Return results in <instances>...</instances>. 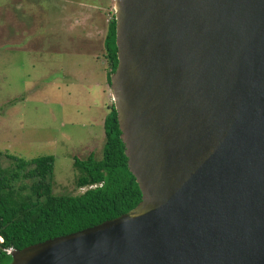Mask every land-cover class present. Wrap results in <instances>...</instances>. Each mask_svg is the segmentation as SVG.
<instances>
[{
	"label": "water",
	"instance_id": "95a60500",
	"mask_svg": "<svg viewBox=\"0 0 264 264\" xmlns=\"http://www.w3.org/2000/svg\"><path fill=\"white\" fill-rule=\"evenodd\" d=\"M130 212L10 264H264V0H115Z\"/></svg>",
	"mask_w": 264,
	"mask_h": 264
},
{
	"label": "rangeland",
	"instance_id": "374dc122",
	"mask_svg": "<svg viewBox=\"0 0 264 264\" xmlns=\"http://www.w3.org/2000/svg\"><path fill=\"white\" fill-rule=\"evenodd\" d=\"M47 1L36 15L22 0H0V166L12 168L9 155L51 156L53 195L76 196L86 188L76 187L74 159L103 157L113 104L104 38L115 0H95L100 10L83 18L75 10L85 0H58L55 10Z\"/></svg>",
	"mask_w": 264,
	"mask_h": 264
},
{
	"label": "trees",
	"instance_id": "16d2710c",
	"mask_svg": "<svg viewBox=\"0 0 264 264\" xmlns=\"http://www.w3.org/2000/svg\"><path fill=\"white\" fill-rule=\"evenodd\" d=\"M104 49L110 86V76L117 67L113 12ZM116 115L112 104L103 121L102 159L90 154L85 160L73 161L79 173L76 187L86 188L82 194L53 195L51 156L23 160L9 155L12 168L7 172L0 166V264L11 262L6 250L20 251L94 227L130 212L140 203L141 192L127 167Z\"/></svg>",
	"mask_w": 264,
	"mask_h": 264
},
{
	"label": "crops",
	"instance_id": "0c3cea01",
	"mask_svg": "<svg viewBox=\"0 0 264 264\" xmlns=\"http://www.w3.org/2000/svg\"><path fill=\"white\" fill-rule=\"evenodd\" d=\"M28 1H30V3H28ZM52 1H54L55 3L52 2L53 3V5H52L53 8L51 10H55V9H57V2H58V0H52ZM110 1L111 0H106V5L107 6L109 5V2ZM84 2L85 3H82L81 4V7H80L79 10H75V11H79V15H80L81 18L85 17V16H83V14L85 15L87 12L90 13L92 11L94 12V11L100 10L99 9V5L96 4V1L95 0H85ZM38 3H40L42 5H46V4H48V1L47 0H22V3L19 4V7L20 8L26 7V9L28 10V12H30V13H36V15H38V13H39V9L37 8ZM49 4H51V3H49ZM38 6L40 7V5H38ZM90 6H92L93 9L90 8L89 10H87V8L90 7ZM49 9H47L45 11H47L49 13L50 18L57 20L56 18H53L55 16L57 17V15H56L57 14V10L55 11V14L53 16V12H50ZM56 25L57 24L54 23V28L56 27Z\"/></svg>",
	"mask_w": 264,
	"mask_h": 264
},
{
	"label": "built area",
	"instance_id": "2783aa9c",
	"mask_svg": "<svg viewBox=\"0 0 264 264\" xmlns=\"http://www.w3.org/2000/svg\"><path fill=\"white\" fill-rule=\"evenodd\" d=\"M12 252H13L12 249L6 250V253L9 254V255H10Z\"/></svg>",
	"mask_w": 264,
	"mask_h": 264
}]
</instances>
